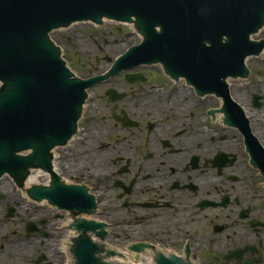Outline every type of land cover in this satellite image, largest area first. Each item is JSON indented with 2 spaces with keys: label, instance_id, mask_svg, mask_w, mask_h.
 <instances>
[{
  "label": "flooded vegetation",
  "instance_id": "af4514ba",
  "mask_svg": "<svg viewBox=\"0 0 264 264\" xmlns=\"http://www.w3.org/2000/svg\"><path fill=\"white\" fill-rule=\"evenodd\" d=\"M107 62L78 76L103 74ZM248 70L234 80L250 97L245 106L195 105L202 98L160 63L96 85L77 133L52 151L50 171L34 169L20 186L0 179V264H78L86 240L106 264H264V83L254 80L264 70ZM59 184L86 189L96 206L82 214L30 195Z\"/></svg>",
  "mask_w": 264,
  "mask_h": 264
},
{
  "label": "water",
  "instance_id": "95a60500",
  "mask_svg": "<svg viewBox=\"0 0 264 264\" xmlns=\"http://www.w3.org/2000/svg\"><path fill=\"white\" fill-rule=\"evenodd\" d=\"M104 18H135L145 36L113 74L136 62H160L172 77L185 76L200 96L224 98L225 107L239 106L226 79L246 77L247 58L264 50V40H251L264 26V0H0V175L21 179L29 167H49V152L76 133L86 90L102 77L73 78L49 35L81 21L101 25ZM24 151L32 153L18 155ZM71 190L50 199L66 208L84 206L83 190ZM93 251L81 242L79 264H99Z\"/></svg>",
  "mask_w": 264,
  "mask_h": 264
},
{
  "label": "rangeland",
  "instance_id": "374dc122",
  "mask_svg": "<svg viewBox=\"0 0 264 264\" xmlns=\"http://www.w3.org/2000/svg\"><path fill=\"white\" fill-rule=\"evenodd\" d=\"M263 34L257 35L254 38L259 40L263 38ZM50 36L55 45L61 49L62 57H64L67 67L76 75H79L80 71L83 72L89 69V67H93V69L98 68L100 71L103 70L107 66V61L115 58L120 51L125 50L130 44L133 45L142 40L141 35L134 28V25H121L110 21H104L102 26L81 22L73 24L70 28L54 31ZM74 37L78 38L82 43L84 42L83 44L88 45L87 47L89 49L83 48V52L80 53L74 45L76 42ZM258 58L262 64L258 65L256 64V59L253 61H251V59V62H248L249 68L252 70H264V55ZM148 72L156 73V69ZM254 78V80L264 83V75L262 76V73L254 75ZM159 83L162 84L161 82ZM169 87L171 89L176 88L175 86H167V88ZM149 91L148 87L146 93L148 94ZM232 92L236 93L237 90ZM97 93L100 94L101 92ZM244 98L247 101L250 100L248 95L244 96ZM217 101L215 97L211 98L210 107H205L204 109L220 108V104L217 103ZM242 105H251V103L248 101V103L245 102ZM74 152V150L71 151L72 154H74Z\"/></svg>",
  "mask_w": 264,
  "mask_h": 264
},
{
  "label": "bare ground",
  "instance_id": "6f19581e",
  "mask_svg": "<svg viewBox=\"0 0 264 264\" xmlns=\"http://www.w3.org/2000/svg\"><path fill=\"white\" fill-rule=\"evenodd\" d=\"M259 35H262V33H260ZM75 38V40H76V42H75V46L77 47V49H78V51L80 52V53H82L83 52V48H87V49H89L87 46L88 45H86V44H83L82 43V41H79L78 40V38H76V37H74ZM84 49V50H85ZM241 86V84H239V83H236V82H233V87H232V89H231V91H236L237 90V88L238 87H240ZM184 92L182 93L183 94V96L184 97H189V95H190V97L193 95V94H189V92L187 91V90H183ZM262 91H264V89L262 90ZM261 91V92H262ZM232 99H233V101L235 100V101H237L238 103H245V101H244V98H243V96H242V94L241 93H239V92H233L232 93ZM194 103H195V105H199L201 108H205V107H207L208 105H211L210 103H211V99L210 98H208V100H206V99H203L202 98V100L201 99H197V98H195L194 97ZM217 103H219L220 105V107L222 106V103H221V101L220 100H218L217 101ZM189 107H190V105H189ZM37 181V179H36V177L35 178H30L26 183H25V187L26 188H28L30 185H32V184H34L35 182ZM26 190V189H25ZM22 193H23V195H25V191H22Z\"/></svg>",
  "mask_w": 264,
  "mask_h": 264
}]
</instances>
